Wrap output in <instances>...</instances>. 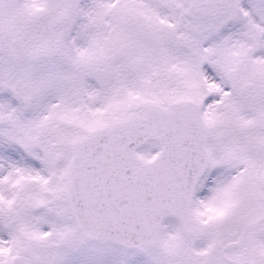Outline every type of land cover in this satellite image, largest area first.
<instances>
[{
    "label": "snow or ice",
    "instance_id": "6c2138e0",
    "mask_svg": "<svg viewBox=\"0 0 264 264\" xmlns=\"http://www.w3.org/2000/svg\"><path fill=\"white\" fill-rule=\"evenodd\" d=\"M0 264H264V0H0Z\"/></svg>",
    "mask_w": 264,
    "mask_h": 264
}]
</instances>
